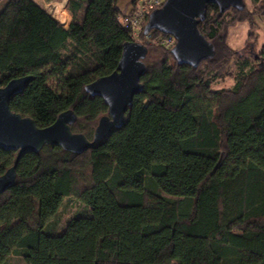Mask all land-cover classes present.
I'll return each mask as SVG.
<instances>
[{
    "label": "trees",
    "instance_id": "1",
    "mask_svg": "<svg viewBox=\"0 0 264 264\" xmlns=\"http://www.w3.org/2000/svg\"><path fill=\"white\" fill-rule=\"evenodd\" d=\"M117 1L68 0L64 27L34 0H0V87L33 76L13 112L45 127L71 109L72 132L92 138L107 106L84 87L116 70L131 40L118 16L136 0L124 11ZM243 3L207 4L197 27L214 54L196 66L156 43L168 34H146L142 90L89 149L19 156L0 194V264H264V43L253 30L241 48L228 42L233 25L255 26L264 0ZM16 155L0 148V175ZM71 198L83 210L59 228Z\"/></svg>",
    "mask_w": 264,
    "mask_h": 264
},
{
    "label": "water",
    "instance_id": "2",
    "mask_svg": "<svg viewBox=\"0 0 264 264\" xmlns=\"http://www.w3.org/2000/svg\"><path fill=\"white\" fill-rule=\"evenodd\" d=\"M207 4H215L220 12L244 7L243 0H165L149 13L143 34L157 30L172 35L175 44L171 54L175 61L196 66L214 54L212 44L197 27L206 16ZM146 53L144 43L124 42L116 70L85 85L88 94L101 97L107 106V113L98 118L91 139L82 133L72 132L70 125L76 120V114L71 109L60 112L54 122L45 127H38L30 117L10 109L9 99L33 79L32 75L12 78L1 86L0 148L15 151L17 155L14 164L0 175V194L14 181L15 165L21 154L38 152L44 145L59 146L79 154L102 140L112 128L121 126L134 95L142 90L140 78L145 73L143 60Z\"/></svg>",
    "mask_w": 264,
    "mask_h": 264
},
{
    "label": "rangeland",
    "instance_id": "3",
    "mask_svg": "<svg viewBox=\"0 0 264 264\" xmlns=\"http://www.w3.org/2000/svg\"><path fill=\"white\" fill-rule=\"evenodd\" d=\"M38 3L43 9H45L54 19H56L60 24L64 27L68 26L70 22L73 10L68 5V0H34ZM130 5V0H118L117 6L124 11ZM64 12L68 13L69 22L66 24L63 23L60 16L65 14ZM63 16V15H62ZM64 17V16H63ZM254 25L250 26L247 22L237 23L233 25L229 30L228 42L232 47L241 48L243 46V42L246 38L247 32L253 30L258 38V47L264 43V15L263 16H255L254 17ZM149 40V43L154 42L153 37H147L146 40ZM145 44V39L141 37L138 42ZM156 43L158 41L156 40ZM251 43L247 44V48L251 47ZM230 82L226 83L225 85L228 86ZM179 171H183L182 168H179ZM83 210V206L74 199H65L63 205L60 207L58 211V220H59V228L66 223V221L76 213ZM58 228V229H59ZM50 249L53 253L55 251V239H51L50 241ZM6 264H24L23 261L15 255H12Z\"/></svg>",
    "mask_w": 264,
    "mask_h": 264
},
{
    "label": "built area",
    "instance_id": "4",
    "mask_svg": "<svg viewBox=\"0 0 264 264\" xmlns=\"http://www.w3.org/2000/svg\"><path fill=\"white\" fill-rule=\"evenodd\" d=\"M165 0H136V9L135 11L129 13L126 12L124 15H119L118 19L124 28L130 30V39L131 41H139L141 40V31L142 25L144 21L147 19L149 13L160 7ZM147 37L149 35H145V41H149ZM157 41L163 44L166 47H172L175 44V39L172 35L160 36ZM142 42V41H141Z\"/></svg>",
    "mask_w": 264,
    "mask_h": 264
},
{
    "label": "crops",
    "instance_id": "5",
    "mask_svg": "<svg viewBox=\"0 0 264 264\" xmlns=\"http://www.w3.org/2000/svg\"><path fill=\"white\" fill-rule=\"evenodd\" d=\"M130 7H131V4L125 9V10H129L130 9Z\"/></svg>",
    "mask_w": 264,
    "mask_h": 264
}]
</instances>
